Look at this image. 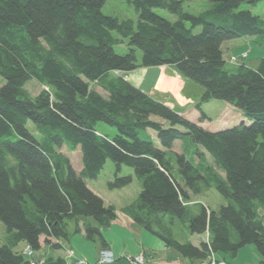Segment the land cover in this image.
<instances>
[{"label":"trees","instance_id":"16d2710c","mask_svg":"<svg viewBox=\"0 0 264 264\" xmlns=\"http://www.w3.org/2000/svg\"><path fill=\"white\" fill-rule=\"evenodd\" d=\"M184 1L133 0L136 23L105 14L106 0H0V220L6 225L0 264H29L18 246L40 250L42 236L62 248L69 219L93 218L97 225L85 224V236L105 243L103 229L117 208L87 178H97L108 160L115 163L109 189L133 181L132 174L120 175L123 165L140 182L137 198L122 211L167 247L197 262L212 253L235 258L253 244L264 263V56L256 68L231 69L222 51L225 41L244 36L264 45V19L240 8L259 0H209L198 14L184 10ZM124 38L128 51L120 54L115 46ZM160 65L205 87L199 109L224 100L249 123L206 129L126 78ZM32 79L45 86L37 95L26 88ZM206 118L202 112L200 121ZM99 122L117 133H103ZM63 145L80 147V173ZM210 187L226 200L217 210L192 199ZM193 234L206 237L197 245Z\"/></svg>","mask_w":264,"mask_h":264},{"label":"crops","instance_id":"0c3cea01","mask_svg":"<svg viewBox=\"0 0 264 264\" xmlns=\"http://www.w3.org/2000/svg\"><path fill=\"white\" fill-rule=\"evenodd\" d=\"M238 40L239 39L234 38L224 42L222 45L224 59L225 61H229L234 55L240 56L242 53L248 52L247 57L242 60L243 63L248 65L247 58H250L249 51H251L253 47L250 45L248 49L242 48V46L236 44ZM253 40L256 41L255 38H252L249 43ZM258 46L264 54V45L258 44ZM260 59L261 58L256 59V66H258ZM253 66L255 65L250 67ZM127 77L156 99L166 102L189 119L199 122L206 129L215 131L242 122L249 123L243 112L228 102L222 104L221 111L217 116L213 115L214 117L210 115L211 106L208 108V106L202 105V109H199L196 106V101L200 100L205 87L196 80L181 74L175 66L160 65L139 67L138 69L128 72ZM209 103L207 105H210ZM202 112L206 114L207 118L200 121ZM88 186L96 193L100 194L99 191L91 187L89 183ZM104 200L106 204H113L116 206L117 217L112 221L110 226L103 229V236L106 240L105 243H102L101 240L97 238L99 239V243L96 255L85 260L86 262L91 264L97 263L101 248L108 246L114 251L116 261L113 263L101 264H131L125 257L142 253L145 254L147 258V264H199V261L193 262L184 258L177 251L167 247L156 235L136 225L132 218L122 211V207L130 202L123 205H116L112 201L107 203L105 198ZM74 221L75 229L79 230V232L84 235L85 224L90 223L97 225L96 221L91 218L79 217L74 218ZM203 236L205 239L206 235ZM44 239L45 237L42 236L40 253L51 257L53 260L62 258L66 264H84L79 262V259L75 256L76 252L74 249L73 237L70 236L68 240H59L62 244V248L59 249H54L50 245H47ZM23 244V246H25L26 242H23ZM195 244L198 245L199 243L197 242ZM71 252H74V254L72 255ZM216 257L219 260V264H264L262 255L253 244L243 247L235 258H231L224 254L216 255Z\"/></svg>","mask_w":264,"mask_h":264},{"label":"rangeland","instance_id":"374dc122","mask_svg":"<svg viewBox=\"0 0 264 264\" xmlns=\"http://www.w3.org/2000/svg\"><path fill=\"white\" fill-rule=\"evenodd\" d=\"M133 0H106L104 3L102 10L107 15H113L117 16L121 19H132L136 23L139 20V13L136 11L134 4L132 3ZM209 5V0H185L183 7L184 10L198 14L201 11H203L206 7ZM241 9H249L252 13L259 15L261 18L264 19V0H259L258 2L254 4L249 3H243L240 6ZM158 14L170 19L175 20L177 19V15L169 12L167 9L164 8H155L154 9ZM190 26V24H188ZM201 29V27H196L194 29L195 32H198ZM113 35L116 37H121L120 34L114 30L112 31ZM254 39L253 36H244L239 37V39L236 44L238 46H242V48H250V45L253 47L251 51H249L250 58H247L248 65L253 67H257V58H261L264 56L263 52H261V48L258 46L257 41L253 40L249 43L250 40ZM128 40L124 38V42L120 43L119 45L115 46V50L120 53L124 54L128 51ZM264 50V49H263ZM248 53V52H244ZM142 52L138 51L139 59H141ZM238 64H234L226 60V67L227 68H236ZM5 83V79H3L0 76V86ZM97 90H99L102 94L106 95L107 93L101 89L100 87L94 85ZM26 88L29 90V92L32 95H37L45 86L38 82L35 79H32L27 82ZM211 102V103H209ZM209 102H205L202 105L211 106L210 108V115L214 117L215 115L221 111L222 104H226V101L224 100H211ZM199 103V100L196 101ZM210 105H207V104ZM214 115V116H213ZM28 128L32 131H35V124L33 121H28ZM97 129L102 131L103 133H107L111 137L114 136L117 133V130L115 127L105 123V122H99L97 124ZM177 143H180L178 140ZM60 150L68 155L73 163L74 168L78 173L83 168V161H82V151L80 147L76 150H70L67 146L63 145ZM133 175V180L130 184H128L126 187L119 188V189H109L108 182L110 180L114 179L115 176V163L112 160H108L105 164L104 168L102 169L101 173L97 178L90 179L87 178V184L91 187H94L97 191H99V195L104 197L107 201V203H110L112 201L116 205H123L126 203H129L133 200H135L140 192V182L138 178L134 174V170L132 167L123 165L120 175ZM103 198V199H104ZM193 200H198L199 202H202L206 206L210 207L211 209H219V207L226 203V200L224 196L214 187H210L207 189L204 193L198 194V195H192ZM83 218H91V217H83ZM93 219V218H91ZM68 230L70 232V236L73 237V243H74V249H75V256L80 259H90L96 255L99 239L96 240H88L85 235L77 229H75V221L74 219L68 220ZM6 238V225L0 220V243H4ZM189 239L192 240L194 243H199L201 240L204 239V236L202 234H193L189 235ZM23 242L21 245L18 246L20 249L23 246ZM127 260V258H126ZM129 261V260H127ZM203 261H199V264H202ZM143 264H147V258Z\"/></svg>","mask_w":264,"mask_h":264},{"label":"built area","instance_id":"2783aa9c","mask_svg":"<svg viewBox=\"0 0 264 264\" xmlns=\"http://www.w3.org/2000/svg\"><path fill=\"white\" fill-rule=\"evenodd\" d=\"M247 54L244 53L243 57H246ZM233 62H237L238 59L236 57H232ZM22 253L25 254L29 258L30 264H49L48 258L45 255L39 254L37 250H35L31 245H27ZM127 260L131 264H143L146 260V256L144 254H139L135 256H127ZM116 261V256L114 251L109 247H102L99 254V260L96 264L101 263H113ZM202 264H218L215 254H210L206 259L202 260ZM84 264H91L86 262L85 260L81 261Z\"/></svg>","mask_w":264,"mask_h":264},{"label":"bare ground","instance_id":"6f19581e","mask_svg":"<svg viewBox=\"0 0 264 264\" xmlns=\"http://www.w3.org/2000/svg\"><path fill=\"white\" fill-rule=\"evenodd\" d=\"M241 124V123H240Z\"/></svg>","mask_w":264,"mask_h":264}]
</instances>
